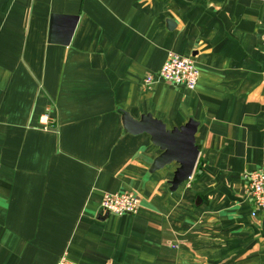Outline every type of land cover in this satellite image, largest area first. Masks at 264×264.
Instances as JSON below:
<instances>
[{
	"label": "crops",
	"instance_id": "0c3cea01",
	"mask_svg": "<svg viewBox=\"0 0 264 264\" xmlns=\"http://www.w3.org/2000/svg\"><path fill=\"white\" fill-rule=\"evenodd\" d=\"M78 17L68 44L52 16ZM264 0H0V264H264ZM170 52L195 90L143 81ZM124 113L197 124L189 180ZM134 192L136 215L104 213Z\"/></svg>",
	"mask_w": 264,
	"mask_h": 264
},
{
	"label": "water",
	"instance_id": "95a60500",
	"mask_svg": "<svg viewBox=\"0 0 264 264\" xmlns=\"http://www.w3.org/2000/svg\"><path fill=\"white\" fill-rule=\"evenodd\" d=\"M78 17L52 16L51 42L68 44L74 33ZM124 124L128 132L133 134L148 133L153 142L160 147L162 154L153 163L155 170L164 168L176 162L179 167L175 171L171 185L177 189L187 182L193 175L199 158V147L196 144L197 124L193 121L181 128L168 130L166 124L155 119L152 115H145L140 120L124 113Z\"/></svg>",
	"mask_w": 264,
	"mask_h": 264
},
{
	"label": "built area",
	"instance_id": "2783aa9c",
	"mask_svg": "<svg viewBox=\"0 0 264 264\" xmlns=\"http://www.w3.org/2000/svg\"><path fill=\"white\" fill-rule=\"evenodd\" d=\"M264 39V33L262 35ZM200 79V72L195 61L170 52L161 70L148 74L143 81L144 91H151L158 81L195 90ZM247 192L255 209H264V172L252 171L248 174ZM101 207L104 213L118 216L136 215L141 208V198L134 192L105 193ZM57 264H74L63 256Z\"/></svg>",
	"mask_w": 264,
	"mask_h": 264
}]
</instances>
